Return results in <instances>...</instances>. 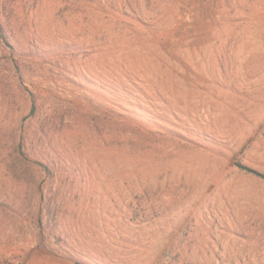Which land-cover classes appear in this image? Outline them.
Listing matches in <instances>:
<instances>
[{
  "label": "rangeland",
  "instance_id": "rangeland-1",
  "mask_svg": "<svg viewBox=\"0 0 264 264\" xmlns=\"http://www.w3.org/2000/svg\"><path fill=\"white\" fill-rule=\"evenodd\" d=\"M240 164L264 0H0V264H264Z\"/></svg>",
  "mask_w": 264,
  "mask_h": 264
},
{
  "label": "trees",
  "instance_id": "trees-1",
  "mask_svg": "<svg viewBox=\"0 0 264 264\" xmlns=\"http://www.w3.org/2000/svg\"><path fill=\"white\" fill-rule=\"evenodd\" d=\"M236 161V160H235ZM234 161V162H235ZM242 169H244V170H248V171H250V172H253V173H255L256 175H258V176H261V177H264V174H262V173H260V172H258V171H256V170H253L252 168H250V167H248V166H244V165H239Z\"/></svg>",
  "mask_w": 264,
  "mask_h": 264
}]
</instances>
